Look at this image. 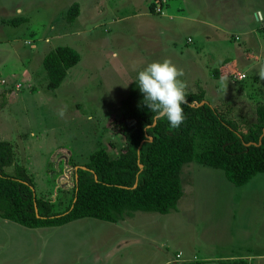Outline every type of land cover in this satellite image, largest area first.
Returning <instances> with one entry per match:
<instances>
[{
  "label": "rangeland",
  "instance_id": "1",
  "mask_svg": "<svg viewBox=\"0 0 264 264\" xmlns=\"http://www.w3.org/2000/svg\"><path fill=\"white\" fill-rule=\"evenodd\" d=\"M158 1L0 0V140L11 143L14 162L26 168L36 195L50 200L53 211L70 201L73 166L99 148L117 156L123 143L119 102L148 63L170 60L183 69L186 92L203 89L204 99L242 130L254 124L255 108L264 104V21L252 8L259 4L264 11V0H218L220 7L217 0ZM73 2L79 13L67 22ZM15 16L24 21L9 24ZM57 45L74 48L79 60L58 87L48 89L42 59ZM213 68L230 75L213 77ZM195 139L198 151L208 144L202 133ZM180 179V203H197L199 214L187 212L179 225L171 215L158 216L169 224L157 221L139 234L92 217L44 228L0 217V264H151L149 242L171 256L194 229L197 236L210 210L228 226L233 202L241 210L264 195L262 172L234 185L223 170L191 161L182 165ZM257 236L264 242L261 231Z\"/></svg>",
  "mask_w": 264,
  "mask_h": 264
},
{
  "label": "trees",
  "instance_id": "2",
  "mask_svg": "<svg viewBox=\"0 0 264 264\" xmlns=\"http://www.w3.org/2000/svg\"><path fill=\"white\" fill-rule=\"evenodd\" d=\"M160 5L159 0L157 6ZM150 9L153 11L152 5ZM78 13L79 5L73 2L64 18L72 22ZM22 21L23 16L7 20L12 25ZM78 60V52L70 46L50 49L42 59L46 87H58L67 69ZM223 74L229 76L230 71L212 69L213 77ZM136 77L118 106L116 126L123 143L117 156L110 157L104 148H99L82 165L73 166L72 196L62 211H53L50 200L36 195L26 168L14 162L11 143L0 140L1 218L26 227H41L60 226L84 217L118 222L138 210L166 214L182 196L180 170L191 161L223 170L234 185L264 173V104L256 106L254 124L242 130L236 121L208 103L199 88L197 92H187L188 104L182 105L186 119L179 128L172 129L164 119H156L152 125L155 113L143 104ZM197 133L208 140L199 151ZM9 166H13L12 173L6 171Z\"/></svg>",
  "mask_w": 264,
  "mask_h": 264
},
{
  "label": "crops",
  "instance_id": "3",
  "mask_svg": "<svg viewBox=\"0 0 264 264\" xmlns=\"http://www.w3.org/2000/svg\"><path fill=\"white\" fill-rule=\"evenodd\" d=\"M221 5L222 1L217 0V7ZM254 8L260 9V16L264 21V11L261 6L257 4V6L253 7L252 15ZM203 21L204 24L210 25L211 27H219L218 24H210L207 18H203ZM209 36L213 39L212 34H209ZM235 192L237 193V191ZM240 196H242L241 193ZM181 197L176 207L166 214L153 215L144 213L146 211L141 212L138 210L129 215H125L124 218L118 222L111 223H117L123 230L128 229L130 226L134 227V231L138 234L143 231L140 229L145 228L144 230H146V228L151 227V225L156 226L158 224L157 221H161L164 225H166V223L169 224V222L164 220H168L167 218L169 215H171L172 220L176 221V225H179V221L183 219L182 217L184 214L190 213L189 216L193 218L195 215L199 214L200 210V206H198L197 203H193L194 206L190 205V207L184 206L183 203H180ZM250 199H252L251 196ZM263 201L264 195L262 194L260 202H258L257 205L249 202L243 205L241 210H238L236 208V202H233L227 209L228 217L231 219L228 226L224 224L221 217L218 218L216 215L217 212L214 209L210 210L209 214L203 216L201 226H198L197 236L195 237L194 229L187 237V242H180L179 246L174 250V254L171 256H167L166 250L161 246L158 247L155 242H149L150 244H154V248L152 250L150 249L153 255L148 256V262L151 264H264V242H261L257 236V233L260 234V231L264 234ZM158 216H163L164 219ZM219 220H221L222 224ZM44 227L46 226H41L39 228ZM39 228L37 230H39ZM150 239L152 240L154 238ZM139 240L141 241L143 239ZM189 242L191 245H189Z\"/></svg>",
  "mask_w": 264,
  "mask_h": 264
},
{
  "label": "clouds",
  "instance_id": "4",
  "mask_svg": "<svg viewBox=\"0 0 264 264\" xmlns=\"http://www.w3.org/2000/svg\"><path fill=\"white\" fill-rule=\"evenodd\" d=\"M183 76V69L165 59L148 63L138 71L135 81L143 94V104L155 113V119L166 120L172 129L179 128L186 119L182 105L188 104L187 85L180 79ZM260 78L264 79V71Z\"/></svg>",
  "mask_w": 264,
  "mask_h": 264
},
{
  "label": "water",
  "instance_id": "5",
  "mask_svg": "<svg viewBox=\"0 0 264 264\" xmlns=\"http://www.w3.org/2000/svg\"><path fill=\"white\" fill-rule=\"evenodd\" d=\"M204 101H205V100L201 101V103L204 102ZM155 120H156V119L154 118V121H153L152 125L155 123ZM262 131L264 132V128H263ZM149 139H150V138H149ZM139 147H140V145L138 146V148H139ZM139 165L141 166V164H139ZM77 167H78V166H75V168H77Z\"/></svg>",
  "mask_w": 264,
  "mask_h": 264
},
{
  "label": "built area",
  "instance_id": "6",
  "mask_svg": "<svg viewBox=\"0 0 264 264\" xmlns=\"http://www.w3.org/2000/svg\"><path fill=\"white\" fill-rule=\"evenodd\" d=\"M178 256V255H177Z\"/></svg>",
  "mask_w": 264,
  "mask_h": 264
}]
</instances>
